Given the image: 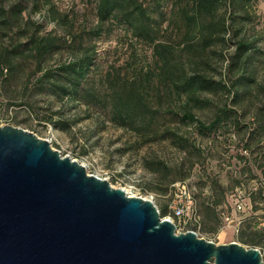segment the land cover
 <instances>
[{"label":"trees","instance_id":"trees-1","mask_svg":"<svg viewBox=\"0 0 264 264\" xmlns=\"http://www.w3.org/2000/svg\"><path fill=\"white\" fill-rule=\"evenodd\" d=\"M41 1L0 0V98L8 102L7 106L24 108L35 117L37 103L33 96L78 101L94 55L93 48L82 49L79 45L75 48L79 54H74L71 61L56 62L60 53L56 43L61 37L54 33L55 27L65 28L67 22L50 6V0ZM259 1L172 0L168 26L163 31H175L176 40L166 42L160 35L161 25L152 19L141 0H97L98 34L109 21L124 24L133 38L151 46L155 69L140 80L119 83L117 77L108 83L112 92L110 121L121 129H130L144 144L171 145L176 153L184 154L183 162L190 155L187 135L230 133L232 126L243 133L242 152L253 157V162L264 160V148L260 146L264 144L263 38L253 28L251 17ZM40 9L46 11L45 25L31 19ZM47 25L54 27L47 31ZM151 83L167 99V129L162 122L155 123L143 95ZM11 87H17L21 94H3ZM148 113L152 114L147 116ZM54 116L45 122L59 132L68 130L65 118ZM245 118L248 122L242 120ZM192 151L198 156L195 147ZM183 166L180 163L175 169L153 158L143 168L153 176L159 175L168 189L188 178L189 173L182 174ZM246 173H252L248 165L235 171V176L242 178ZM235 187L241 188L242 183L238 181ZM145 189L151 190L149 186ZM208 192L200 207L206 216L223 215L220 207L225 203V193L216 184ZM191 195L196 203L194 193ZM245 198L234 202L235 210L240 204L242 210L250 206L252 214L262 211L264 195L260 189L250 191ZM196 209L201 231L197 203ZM248 221L237 229V239L258 244V233L248 230L255 229V224L251 227ZM217 229L208 228L206 232L215 234Z\"/></svg>","mask_w":264,"mask_h":264},{"label":"rangeland","instance_id":"rangeland-1","mask_svg":"<svg viewBox=\"0 0 264 264\" xmlns=\"http://www.w3.org/2000/svg\"><path fill=\"white\" fill-rule=\"evenodd\" d=\"M141 1L152 19L161 25L162 40L175 41V31H163L168 26L172 0ZM40 3L43 2L40 0ZM96 4L97 0H50V6L67 22L65 28L55 27L54 33L61 37V41L56 43L60 50L56 62L71 61L74 54H79L75 51L79 45L82 49L91 47L94 50L90 68L80 86L82 92L78 101L33 96L37 103L38 116L35 117L24 108L7 106L8 102L0 98V127L8 125L32 133L49 143L50 148L62 158L67 157L81 165L87 175L106 181L111 188L121 189L127 196L150 201L164 220L174 221L170 206L174 196L181 191V186L176 185L182 182L177 181L172 184L174 187L166 189L160 176L144 170V164L155 158L178 169L179 164L184 163L182 174L189 173V176L183 182L194 193L201 214L202 228L198 238L215 245L237 243L245 249H255L264 261V202L260 204L262 211L254 214L250 206L244 205V210L239 212L234 208V202L245 201L250 191L260 189L264 195V160L253 162V157L242 152L243 133L239 134L232 126L230 133L220 131L222 133L209 137H198L195 132L187 135V153L190 155L183 162L184 154L176 153L170 144L169 147L167 144H144L143 139L138 140L130 129H121L113 124L109 115L112 92L108 83L117 77L119 83L140 80L155 69L151 46L133 38L124 24L109 21L98 34ZM45 15V9H40L31 15V19L45 25ZM251 17L253 28L263 38L260 47L264 51V0L255 5ZM53 27L47 25L45 29L50 31ZM11 88L4 89L3 94H21L17 87ZM159 89L151 83L143 95L154 114L155 123L162 122L167 129V99ZM49 102L51 106H48ZM50 115L64 117L68 130L59 132L46 123L45 119ZM242 120L248 122L247 118ZM260 146L264 148V144ZM193 147L198 150V156L192 151ZM238 155L246 158L240 159ZM244 165L250 166L252 173L237 178L235 171ZM238 181L242 183L241 188L235 187ZM215 184L219 191L225 193L226 204L220 207L223 215L214 217L209 213L206 216L200 204ZM147 186L151 190H146ZM246 219L251 227L255 224V229L248 230L258 233V244L242 243L237 239L235 230ZM217 227L215 234L206 232L208 228ZM180 229L177 227V232L182 233Z\"/></svg>","mask_w":264,"mask_h":264},{"label":"water","instance_id":"water-1","mask_svg":"<svg viewBox=\"0 0 264 264\" xmlns=\"http://www.w3.org/2000/svg\"><path fill=\"white\" fill-rule=\"evenodd\" d=\"M0 264H264L259 251L215 245L160 218L62 158L44 140L0 127Z\"/></svg>","mask_w":264,"mask_h":264},{"label":"built area","instance_id":"built-area-1","mask_svg":"<svg viewBox=\"0 0 264 264\" xmlns=\"http://www.w3.org/2000/svg\"><path fill=\"white\" fill-rule=\"evenodd\" d=\"M174 186L175 185H173L172 187ZM176 186H181V191H179L178 195L174 196V199L170 206L172 218L174 221H176V223H174V221H169L173 223L176 234L191 232L198 238L200 222L199 216L197 214L195 200L193 199L190 190L187 188V185L184 182ZM236 209L238 211H241L243 207L242 205L238 204L236 206ZM177 227L181 228L180 230L182 231V233L177 232ZM235 233H237V229L235 230Z\"/></svg>","mask_w":264,"mask_h":264}]
</instances>
